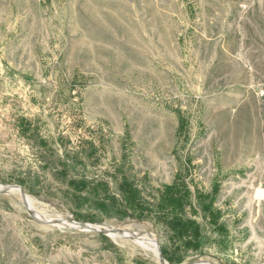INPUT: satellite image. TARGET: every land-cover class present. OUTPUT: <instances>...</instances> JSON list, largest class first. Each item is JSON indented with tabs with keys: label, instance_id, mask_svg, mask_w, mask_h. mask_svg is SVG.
Returning <instances> with one entry per match:
<instances>
[{
	"label": "rangeland",
	"instance_id": "obj_1",
	"mask_svg": "<svg viewBox=\"0 0 264 264\" xmlns=\"http://www.w3.org/2000/svg\"><path fill=\"white\" fill-rule=\"evenodd\" d=\"M122 181L188 191L176 264H264V0H0V264H162Z\"/></svg>",
	"mask_w": 264,
	"mask_h": 264
},
{
	"label": "trees",
	"instance_id": "obj_2",
	"mask_svg": "<svg viewBox=\"0 0 264 264\" xmlns=\"http://www.w3.org/2000/svg\"><path fill=\"white\" fill-rule=\"evenodd\" d=\"M69 167L66 164L65 171L72 169ZM118 189L123 196L122 202H119L117 198H107L98 201V204L122 218L130 217L139 220L154 218L161 221L167 228L172 241L168 251L162 248V254L169 263L181 262L183 258H178V255L182 251L201 249L204 241L202 225L188 217L187 208L191 204L188 191L185 190L184 194H181L173 186L166 187L159 194L152 195V201H148L129 181L120 182ZM201 203L203 202L198 201V205ZM208 207L210 209L212 206L209 204L203 209L207 211Z\"/></svg>",
	"mask_w": 264,
	"mask_h": 264
},
{
	"label": "bare ground",
	"instance_id": "obj_3",
	"mask_svg": "<svg viewBox=\"0 0 264 264\" xmlns=\"http://www.w3.org/2000/svg\"><path fill=\"white\" fill-rule=\"evenodd\" d=\"M0 190H2V189H0ZM25 197H27V196H25ZM82 227L83 228H86V229H97V230H104V231H106L108 234H110V235H114L115 233H118V232H112V231H110L109 229H107V228H105V227H103V226H98V225H91V224H88V225H82ZM155 251H156V253H157V255H158V250H157V248L155 249ZM159 257V256H158ZM199 264H207V263H199Z\"/></svg>",
	"mask_w": 264,
	"mask_h": 264
},
{
	"label": "water",
	"instance_id": "obj_4",
	"mask_svg": "<svg viewBox=\"0 0 264 264\" xmlns=\"http://www.w3.org/2000/svg\"><path fill=\"white\" fill-rule=\"evenodd\" d=\"M11 188L20 190L22 196H23V197L26 196V194L24 193V191H23L21 188H19V187H11ZM0 191H1V190H0ZM2 191H3V190H2ZM23 197H22V198H23ZM94 232H99V231H94ZM157 250H158V256H159V258H160L162 264H169V263L163 258L162 253H161V251H160V249H159L158 246H157Z\"/></svg>",
	"mask_w": 264,
	"mask_h": 264
}]
</instances>
